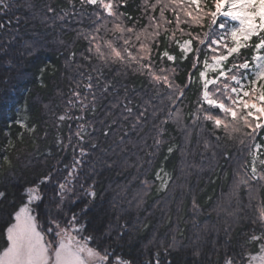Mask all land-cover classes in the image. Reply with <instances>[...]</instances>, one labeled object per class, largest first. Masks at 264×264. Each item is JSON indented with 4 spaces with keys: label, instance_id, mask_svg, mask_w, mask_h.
Masks as SVG:
<instances>
[{
    "label": "snow or ice",
    "instance_id": "1",
    "mask_svg": "<svg viewBox=\"0 0 264 264\" xmlns=\"http://www.w3.org/2000/svg\"><path fill=\"white\" fill-rule=\"evenodd\" d=\"M162 3L160 16H148L149 23L137 32L134 24L128 27L123 22L125 18L132 19L120 11L121 7L126 6L127 0H79V8L76 7L75 0H67L69 7L59 11L50 3L36 9L31 0H27L25 6L32 10L33 20H39L46 27L59 24L63 29L68 22L89 24L88 28L76 29L75 39L83 38L87 41L88 47L79 52V57L91 63L92 70L87 72V75L85 72H79L80 79L75 81V88L70 90L64 111L58 116L53 113L54 126L57 129L54 137L55 147L60 151L72 148L71 162L60 168L62 161L57 160L51 171L42 175L35 184L23 189L21 202L11 213L14 223L8 224L4 229L7 246L0 251V264H172L171 260L162 258V253L163 257H167L172 252L179 251H183L184 257L178 264H188V256H191V264H220V248L215 240H207V229L205 235L197 233L194 238H187L188 242L185 243L183 230L179 228V217L176 226L170 229V239L169 233L158 236L154 231L152 238L144 245L145 250H148L149 246L156 248L151 260L126 259L116 253V247L127 243L126 233L131 240L137 231L147 229L148 225L143 224L139 216V212L145 210L147 193L138 194L135 204L137 215L131 225L129 209L113 201L109 211L116 213L115 219L109 218L103 231L98 232L94 226L89 231V225H95L96 221L106 214L99 209L96 210L95 216L90 214L99 193L95 187L97 180L93 178L95 165L89 163L88 158L100 146L99 137H115V143L127 142L134 147L139 146L148 157L142 162L151 167L162 145L166 143L162 139L167 134L166 125L171 121L179 128L185 127L181 109L177 107L173 111L172 108L183 100L187 89L196 82L192 71L197 68H200L197 107L191 114L194 124L201 121L211 122L210 131L213 135L216 130L223 128L228 138L235 140L241 150L246 151L247 156L251 158L250 170H247V158L238 165L246 171V178L238 175L233 183V191L238 192L240 187L247 185L249 181H264V159L260 158L264 156V135H261L264 133V0H211V7H208L207 0H168L167 3L156 0V4L151 7L154 9ZM89 6H96L107 15H101L100 11L88 13L86 9ZM11 7L12 0H0V14ZM147 8L148 0H144L145 13ZM169 8L176 16V28L167 40L169 44L175 42L181 61L190 56L192 60V71L183 85L175 82V67L162 66L157 69L153 60L152 44H159L161 30L168 32L164 25L171 23L164 15L165 10ZM178 8L180 11H177ZM108 17H111L113 22L110 30L113 33L112 39L99 35L102 29L109 31L106 28ZM20 20L21 17H15V23L19 24ZM101 20H105V24H101ZM205 21L207 31L203 33V38L199 33L193 35L180 27L181 23H186L189 27L195 24L203 28ZM232 21L237 23L230 27ZM5 23L9 25L12 34L5 35L0 40V58H3L2 62L6 67L11 68L13 57L25 53L31 55L29 49L34 50L36 41L23 40L14 48L13 45L17 44L16 37L20 35L19 29H11L13 21L8 20L0 22V30L5 28ZM149 28L152 29L151 32L148 31ZM177 30L181 37L190 38L177 39ZM133 34L135 40L131 39ZM254 37L258 42L252 45ZM60 43L63 44L64 41ZM137 43L138 48L135 47ZM247 48L252 49L250 59L241 57V49ZM201 53H204L203 61L200 59ZM159 56L161 64L165 58L170 62H175L178 58L167 48L160 52ZM229 58H232L231 63ZM76 59L77 53L69 52L66 65ZM93 60L96 63H92ZM112 65L134 69L140 75L146 76L153 94L148 99L141 97L142 103H134L135 87L122 85L118 80L109 78L103 71L105 67ZM82 67L83 65L77 64V71ZM40 71L43 74L45 69L41 68ZM105 99L108 103L101 107L100 101ZM155 100H158L159 104L153 103ZM47 107L45 105V108ZM165 108V118L156 123L158 113L163 114ZM73 110L79 114L73 115ZM68 121L76 122L75 130L70 126L69 134L65 138L59 129ZM18 123L21 127H26L23 122ZM27 130L34 135L38 129L33 125ZM47 136L46 128L43 138ZM73 138L75 143L72 142ZM149 139L152 144L147 143ZM216 140L218 142L220 137L217 136ZM208 147L210 141L205 140V148ZM214 147L219 149V143ZM175 148V144H169L167 154L171 155ZM47 155L51 156L52 152L49 151ZM223 155L225 159H233L228 152ZM217 160L218 155L214 151L211 166H215ZM88 180H91V183H87ZM155 180L159 181L157 193L168 191L171 174L164 171L163 164L156 170ZM141 183L145 187L151 186L148 180ZM48 186L51 187L52 195L45 201ZM5 198L6 192L0 190V201ZM159 203L160 201H157L153 208ZM40 204L44 205L43 209L39 208ZM192 208L193 211L198 209L195 200ZM259 219L264 229V209H261ZM161 221L167 224L171 221V216H162ZM228 242L225 240V247ZM209 243L211 248L205 252L204 249ZM255 243H259L258 257L243 251L249 244ZM240 248L241 259L238 260L236 255L225 252L223 264H244L245 259L248 264H252L256 259H259L260 264H264V230L259 236H249ZM213 255L215 260L212 259Z\"/></svg>",
    "mask_w": 264,
    "mask_h": 264
},
{
    "label": "trees",
    "instance_id": "2",
    "mask_svg": "<svg viewBox=\"0 0 264 264\" xmlns=\"http://www.w3.org/2000/svg\"><path fill=\"white\" fill-rule=\"evenodd\" d=\"M31 2L36 9H40L45 3H50L57 11L69 7L67 0H31ZM163 2L167 3L168 0ZM26 3L27 0H12L11 9L0 14V22L12 20L11 29H19L20 35L16 37L17 44L13 45L14 48L23 40L36 41L34 50L29 49L32 52L31 55L25 53L22 56L17 54L13 57L11 68L6 67L2 62L3 58H0V190L6 192V198L0 201V251L7 246L4 229L14 222L11 213L19 206L23 189L35 184L42 175L51 171L57 160L62 161L60 168L71 162L72 148L60 151L55 147L54 137L57 129L54 126L53 113L58 116L64 111L71 94L70 90L75 88V81L80 79L79 72H85L87 75V72L92 70V64L79 57V52L88 47L87 41L83 38L75 39L76 29L88 28L89 24L68 22L63 29L59 24L55 27H46L39 20H33L32 10L25 6ZM75 3L79 8V0H75ZM155 4L156 0H148L145 13L144 0H127L126 6L121 7L120 11L132 19L125 18L124 24L128 27L134 24L136 31L140 32L149 23L148 16L157 18L160 16L163 3L153 9L151 6ZM207 4L211 7V0H207ZM86 11L88 13L100 11L101 15H107L96 6H89ZM177 11L180 9L178 8ZM164 15L171 23L164 25L168 32L161 30L159 44H152L153 60L157 69L162 66L175 67V82L183 85L192 71L191 56L181 61L175 42L169 44L167 37L171 36L176 28V16L171 8L166 9ZM17 16L21 17L19 24L15 23ZM181 19H184L182 12ZM100 23L105 24V20H101ZM112 27V18L108 17L106 28L109 31L102 29L99 35L105 39H112L113 33L110 31ZM180 27L193 35L199 33L203 38V33L207 31V21L204 22L203 28L195 24L189 27L186 23H181ZM148 31L151 32L152 29L149 28ZM11 34L9 25L5 23V28L0 30V40L5 35ZM176 37L180 40L190 38L181 37L178 30ZM131 39L135 40L134 34ZM60 41L64 43L61 44ZM257 42L258 40L254 37L251 44L254 45ZM193 46L195 47V43ZM135 47L138 48L139 44L137 43ZM166 48L178 58L175 62L167 61L165 58L161 64L159 53ZM130 50L135 51V49ZM71 51L77 53V59L70 65H66ZM251 55V48L241 49L242 58L250 59ZM203 58L204 53H201V61ZM231 62L232 58H229V63ZM92 63L96 61L93 60ZM77 64L83 65L79 71H77ZM41 68L45 69L43 74H41ZM103 71L109 78L118 80L122 85L135 87L134 103H142L141 97L148 99L153 94L147 77L140 75L134 69H123L119 65H112L105 67ZM199 71L200 68L192 71L196 82L187 89L183 100L172 108L173 111L177 107L181 109V118L185 127L179 128L171 121L166 125L167 134L162 137L166 143L162 145L151 167L146 162H142L148 157L139 146L134 147L127 142L115 143V137L105 139L100 136V146L88 158L89 163L95 165L93 178L97 180L95 187L99 193L96 205L90 210V214L95 216L97 209L106 213L102 219L96 221L95 225H89V231L93 226L98 232L103 231L109 218L115 219L116 213L109 211L113 201L129 209L131 225L137 215L135 204L138 194L147 193L145 210L139 212L141 222L148 225L147 229L142 232L137 231L131 240L126 233L127 243L115 248L116 253L123 255L126 259L151 260L156 248L149 246L148 250H145L144 245L152 238L154 231L158 236L169 233L170 239V229L176 226L177 217L180 218L179 228L183 230L185 243L188 242L187 238H194L197 233L205 235V229H207V240H215L217 247L220 248V264H223L225 252L236 255L238 260L241 259L240 245L247 241L249 236H259L264 230L259 219L260 211L264 209V181H249L247 185L241 186L238 192L233 191V183L237 176L246 178V171L238 165L247 158L249 161L247 170H249L251 158L247 156L246 151L241 150V146L235 140L228 138L223 128L216 130L213 135L210 131L211 122L201 121L195 124L193 122L191 114L197 107ZM122 92L123 88H121ZM81 95H83V88H81ZM107 103L106 99L100 101L101 107ZM153 103L159 104V101L155 100ZM45 105L48 107L45 108ZM166 113L167 108L163 114L158 113V119L155 122L158 123L159 119H164ZM72 114L79 113L73 110ZM18 122H23L26 127H21ZM75 123V121L65 122L59 129L65 138L69 134L70 126L73 131L75 130ZM33 125H36L38 129L34 135L27 130ZM46 128L48 136L43 138ZM217 136L220 137L218 142ZM205 140L210 141V147L205 148ZM72 142H76L75 138ZM147 143L152 144V140L149 139ZM217 143L220 145L219 149L214 147ZM169 144L176 145L171 155L167 154ZM49 151L52 152L51 156L47 155ZM214 151L217 152L218 160L215 166H211ZM224 152L230 153L233 159H225ZM166 155L168 158L165 160ZM261 159H264V156H261ZM162 164L164 171L171 174V181L167 192L157 193L156 187L159 181L155 180V174ZM260 170L258 167V171ZM144 180L150 181L151 186L145 187L141 183ZM87 183H91V180ZM51 195V187L48 186L45 201ZM193 200L198 205L196 211L192 208ZM157 201L160 203L153 208ZM129 202H131L130 208ZM43 207L44 205L40 204L39 208L43 209ZM167 215L171 216V221L164 224L161 218ZM225 240L229 241L226 247ZM210 248L209 243L204 251L208 252ZM243 251L248 255L258 253L259 243L249 244ZM183 257V251L172 252L167 257H163L162 253V258L171 260L172 264H178ZM212 259L215 260V255ZM187 261L191 264V256L187 257ZM245 261L246 259L244 264Z\"/></svg>",
    "mask_w": 264,
    "mask_h": 264
},
{
    "label": "rangeland",
    "instance_id": "3",
    "mask_svg": "<svg viewBox=\"0 0 264 264\" xmlns=\"http://www.w3.org/2000/svg\"><path fill=\"white\" fill-rule=\"evenodd\" d=\"M233 23H230V27L232 26V24H236L237 22H235V21H232ZM237 26H238V24H237ZM261 158V157H260ZM258 167H259V165H258ZM250 168H251V164H250V166H249V170H250ZM14 223V222H13ZM250 255H252V256H257L258 257V255H259V252L258 253H255V254H250ZM245 264H248V261H247V259H246V261H245ZM252 264H260V261H259V259H256V260H253L252 261Z\"/></svg>",
    "mask_w": 264,
    "mask_h": 264
}]
</instances>
